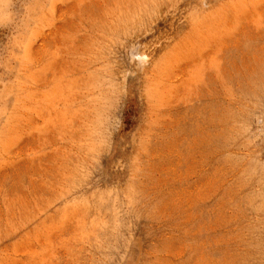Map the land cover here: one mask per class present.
<instances>
[{"label": "rangeland", "instance_id": "1", "mask_svg": "<svg viewBox=\"0 0 264 264\" xmlns=\"http://www.w3.org/2000/svg\"><path fill=\"white\" fill-rule=\"evenodd\" d=\"M0 264H264V0H0Z\"/></svg>", "mask_w": 264, "mask_h": 264}]
</instances>
